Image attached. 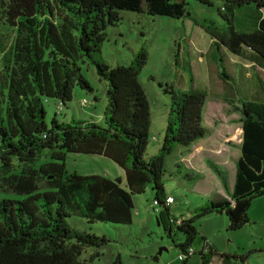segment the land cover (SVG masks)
<instances>
[{
    "label": "trees",
    "instance_id": "1",
    "mask_svg": "<svg viewBox=\"0 0 264 264\" xmlns=\"http://www.w3.org/2000/svg\"><path fill=\"white\" fill-rule=\"evenodd\" d=\"M263 8L264 0H221L217 12L225 24L220 25L191 17L184 0H0V30L11 27L13 35L7 43L0 34V191L23 196L0 199V264H79L84 246H100L106 238L71 228L65 218L130 224L132 195L148 184L158 222L169 235L174 228L184 235L178 245L181 253L190 247L197 218L223 213L227 230L247 223L252 200L264 195V83L254 69L264 70ZM119 9L188 16L208 34L217 52L226 50L255 71L262 97L256 92L230 105L241 129L232 183L215 161L206 159L229 199L219 195L193 216L170 214L162 175L165 156L176 145L190 146L208 133L202 124L205 93L194 88L163 90L170 98L163 136L157 153L146 160L150 107L138 82L146 51L141 48L128 65L113 67L100 56L104 29L118 22ZM80 57L106 82L103 124L55 117L46 124L44 99L54 98L61 107L72 99L75 87L91 90L80 72ZM67 153L106 157L123 176L67 172ZM175 165L190 169L184 162ZM188 257L177 259L184 263ZM213 257L218 264H245L247 253L220 252L204 240L199 264H210ZM119 263V256L111 262Z\"/></svg>",
    "mask_w": 264,
    "mask_h": 264
},
{
    "label": "rangeland",
    "instance_id": "2",
    "mask_svg": "<svg viewBox=\"0 0 264 264\" xmlns=\"http://www.w3.org/2000/svg\"><path fill=\"white\" fill-rule=\"evenodd\" d=\"M184 2L191 17L225 24L217 12L221 0H210V4L197 0ZM118 13V22L104 29L100 56L106 65L113 67L128 65L141 48L146 51V62L138 73V82L150 107L144 158L148 160L160 147L170 103L169 94L163 90L170 87L180 92L194 88L205 93L202 124L209 131L205 136L211 135L208 136V143L214 141L224 143L227 148L232 147L227 151L226 163L215 161L224 170L226 177L231 179L235 168L234 157L239 154L237 143L240 140V123L238 114L232 112L230 105L238 104L256 92L262 97L254 76L255 71L251 70L248 63L226 50L217 52L208 34L195 26L188 16H150L126 9H119ZM262 13L264 15V8ZM4 29L7 30H0V34H5L3 36L8 43L10 36H13L10 34L12 28L4 26ZM78 65L91 90L75 87L72 99L61 107L57 106L59 101L54 98L44 99L46 124H49L52 117L63 122L92 120L103 124L106 82L97 76L94 65L85 57L79 58ZM254 69L264 83V70L257 67ZM81 99L86 101L81 104ZM202 144H191L192 150ZM190 148L176 145L164 160L163 191L173 198V210L169 209L170 214L176 217L193 216L199 206L214 199L212 187L218 180L215 179L218 178L216 175L214 179L209 178L208 170L214 171L206 159L215 160L209 153L204 154L205 170L198 169L204 173L203 176L198 171L199 175L195 176V172L190 169L176 167V162L183 163L180 158ZM64 161L67 172L99 174L110 178L123 176V170L117 164L101 155L67 153ZM199 164V167L203 165L202 162ZM153 197L154 191L149 184L142 193L132 195L130 224L88 222L74 215L66 217L71 228L106 238V242L100 246H84L78 257L79 264H111L117 256L119 264H199L198 252L203 247L202 237L211 243L215 240L222 248L228 245L231 253H247L245 264H264V195L252 200L247 212L248 222L239 229L227 230V219L223 213H210L195 219L193 225L196 233L190 244L194 252L184 263L177 259L178 254H181L178 245L184 235L175 228L169 235L158 222L159 213L154 210ZM1 198L18 200L23 196L0 191ZM225 198L229 199L227 195ZM157 208L161 207L158 205ZM210 264H218V258L213 257Z\"/></svg>",
    "mask_w": 264,
    "mask_h": 264
},
{
    "label": "crops",
    "instance_id": "3",
    "mask_svg": "<svg viewBox=\"0 0 264 264\" xmlns=\"http://www.w3.org/2000/svg\"><path fill=\"white\" fill-rule=\"evenodd\" d=\"M240 132H241V129H240ZM208 136H211V135L209 134L207 136H204L201 139L197 140L196 142L192 143L194 145L195 144L199 145L202 142L203 144L200 146H197L196 148H194V150H192L193 146L190 145L191 148L188 149V153L185 154L182 158H180V160H182L183 162H187L186 167L193 169L195 171H198L202 176L204 173L201 172V170H203V169L205 170V168H206L205 163H204V160H205L204 154L205 153L206 154L209 153V155H212L213 157H215L214 161H216L217 163H220V162L226 163V159H227V155H228L227 151L232 148L230 146H228L229 148H227L224 143H219V142L216 143L214 141L210 142V144H209L207 141ZM220 137L226 138L227 136L221 135ZM239 142H240V140H239ZM239 142L237 144H239ZM234 158L236 159L237 157H234ZM200 162H202L203 165L199 167ZM199 168H201V170H198ZM208 174H209V178L214 179V176H215L214 172H210L208 170ZM233 177H234V175H233ZM233 177H231V179L227 178L229 184L232 183ZM215 179H218V178H215ZM212 192L214 194L213 195L214 198L218 197L219 195L226 197L225 193L223 192V189H222V186H221L219 180H216L215 185L212 187ZM172 203H170L167 206L169 212H170V209L173 210V208L171 206ZM169 207H170V209H169ZM172 212H174V211H172ZM174 217H176V216H174ZM247 225L250 226L251 224H246V226ZM203 239L205 241H208L207 239L202 237V240ZM204 240H203V242H204ZM208 242L211 243L210 241H208ZM211 244H213L215 246V248H217L221 252L225 251V253H231V251H228L229 250L228 245H226V248H222L220 245H218V243H216L215 240H213V243H211Z\"/></svg>",
    "mask_w": 264,
    "mask_h": 264
},
{
    "label": "built area",
    "instance_id": "4",
    "mask_svg": "<svg viewBox=\"0 0 264 264\" xmlns=\"http://www.w3.org/2000/svg\"><path fill=\"white\" fill-rule=\"evenodd\" d=\"M173 202V198L171 197V196H169V195H167L165 198H164V204L165 205H169L170 203H172ZM193 253V249L192 248H187V250H186V253H181V254H178V256H177V258L179 259V260H183L184 258H185V254L187 255H190V254H192Z\"/></svg>",
    "mask_w": 264,
    "mask_h": 264
},
{
    "label": "water",
    "instance_id": "5",
    "mask_svg": "<svg viewBox=\"0 0 264 264\" xmlns=\"http://www.w3.org/2000/svg\"><path fill=\"white\" fill-rule=\"evenodd\" d=\"M160 252V251H159Z\"/></svg>",
    "mask_w": 264,
    "mask_h": 264
}]
</instances>
